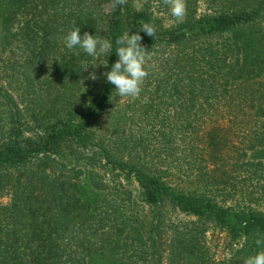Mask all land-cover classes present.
<instances>
[{
  "label": "trees",
  "instance_id": "trees-1",
  "mask_svg": "<svg viewBox=\"0 0 264 264\" xmlns=\"http://www.w3.org/2000/svg\"><path fill=\"white\" fill-rule=\"evenodd\" d=\"M194 1L165 28L136 0H0V264H93L108 252L114 264H244L250 234L264 232V209L252 208L264 207V0H205L202 15ZM144 23L156 29L140 32L149 57L174 54L157 66L150 57L158 71L138 104L146 115L152 95H167L174 108L177 120L160 122L162 153L149 158L162 168L143 160L144 138L121 132L102 75L116 39ZM76 27L108 38L111 52L67 49ZM117 177L136 183L141 209L127 187L115 190ZM213 190L230 204L205 195ZM168 209L196 222L164 237ZM207 223L228 238L219 259L204 246Z\"/></svg>",
  "mask_w": 264,
  "mask_h": 264
},
{
  "label": "rangeland",
  "instance_id": "rangeland-1",
  "mask_svg": "<svg viewBox=\"0 0 264 264\" xmlns=\"http://www.w3.org/2000/svg\"><path fill=\"white\" fill-rule=\"evenodd\" d=\"M194 10H196V14L197 15H202L204 14V9H205V0H195L194 3ZM146 6L149 11L153 12V14L161 21V24L165 27L168 28L170 26H173L175 24H177V22L175 21V19L171 16L170 11L168 9V7L166 5L163 4L162 0H136L134 7L136 9H140L142 7ZM185 19V18H184ZM262 22H259L260 25H263L264 23V17L261 20ZM214 42V41H212ZM10 51H8L5 54V58L6 61L7 60H15V48H13V46H11ZM14 53V54H13ZM150 57H152L151 62H153L154 65H158L160 60H166L169 58H173L174 54L173 52H169L166 51L165 55L163 56V58H159L160 60L155 61L153 58H155V55H151ZM149 59V60H150ZM152 64V66H153ZM167 70V69H166ZM158 70H154L152 71V68L149 71V74L152 72V75L154 73H156ZM168 71V75L172 74V71ZM264 73V72H263ZM173 76V75H171ZM264 76V74H263ZM149 77V75H148ZM147 77V78H148ZM146 78V80H148ZM263 82H264V78H262ZM144 85V84H143ZM167 85H165L164 87H166ZM168 88V87H166ZM144 90V87L142 88V91ZM141 91V92H142ZM150 99V94H140L139 97L137 98H125V99H121L119 96H117V99L112 101V109L115 112H119V115H121V121L122 124L120 125V129L121 132H123L124 134L128 133V135H130V137L132 139H138V136H141L142 138H144V140L146 141L145 144V153L147 154V157L145 156L143 160H145L146 162H148V166L151 164H153V166L155 167H163L162 166V160L160 161V163L156 162V159H151L149 161L150 156L154 155L155 156H159L162 153V146H165V144L163 142H160V140L162 139V135H163V130L161 129L160 126V122L162 123L163 121H166L167 123H174V121L177 120V118L175 117V119L173 118V106L169 103L168 100L165 99V97L167 95H164L162 99L157 100L155 98L154 95L151 96V101L147 104V108H146V115L144 113V108H141L138 106V104L140 103V98L142 96L148 97ZM135 100V109L131 108H127L130 104V102L132 101V103H134ZM129 102V103H128ZM149 108H152V112L155 113V115L151 114L149 111ZM133 109L135 110V112L133 111ZM109 110V109H108ZM126 114V116H125ZM165 133L167 132V126L165 127ZM177 132V131H176ZM180 134V133H178ZM256 158H259L261 160H264V151L259 152L257 154H255ZM106 178H108V175L106 176ZM116 180L115 182V190L116 188H128L130 191V195H131V201H130V207L132 210H139L141 209V205H140V192L139 189H136V183L133 180H126L124 177H117L115 178ZM175 180L179 181L178 187L181 188L183 186L186 185V181L180 176H177V179L175 178ZM186 189V187H184V190ZM206 191L205 195L211 197V195L214 196V202H216V204L218 205H225L228 206L230 204V201H228L226 204H224V199H223V195H222V191H210V193ZM254 198H255V194H254ZM3 201H5V199H2ZM263 204V203H262ZM253 205V203H252ZM256 210H262L264 209V207H262V205L254 206L252 207ZM165 213H167L164 216V222L163 225L164 227L162 235L164 237H168L171 234V231L174 230H180L183 225H187L188 228H190L192 226V223L196 222L195 217L193 216H189V215H184L183 213H179L177 211L174 210H164ZM206 227L203 228V232H204V243H205V247L206 248H211V250L215 253L216 258H221L224 254L228 253L227 250L228 248H231L228 242V238L226 236L225 233L218 231L217 229H213L212 225L207 223L205 225ZM179 228V229H178ZM257 239H264V232H252L249 236L248 242H247V246L245 248H254L253 251L248 255H253L256 252L260 251L261 249H264V244L261 245H257L255 243V241ZM232 248H240V247H236L233 246ZM247 256V257H248ZM93 264H114L113 260H112V256L111 254L108 253H104L102 255H97V257H95Z\"/></svg>",
  "mask_w": 264,
  "mask_h": 264
},
{
  "label": "clouds",
  "instance_id": "clouds-1",
  "mask_svg": "<svg viewBox=\"0 0 264 264\" xmlns=\"http://www.w3.org/2000/svg\"><path fill=\"white\" fill-rule=\"evenodd\" d=\"M162 2L168 7L171 16L177 23L184 21L187 13L186 0H162ZM125 3L127 0H111V8L115 9L118 5ZM129 32L128 29L116 39L115 53L118 59L111 66L110 71L102 73L106 77V82L114 86L117 96L121 99L139 97L149 71L153 67L149 64V51L141 44L140 32H145L148 36L153 37L156 32L154 25L144 23L135 33L129 34ZM64 43L67 49L72 50L78 47L92 57L110 53L112 49V42L108 38L97 37L87 31L81 35L79 27L73 28L67 33ZM90 78L97 80L99 77L93 72L90 74ZM255 243L258 246L264 244V239H257ZM244 264H264V249L248 256L244 260Z\"/></svg>",
  "mask_w": 264,
  "mask_h": 264
}]
</instances>
